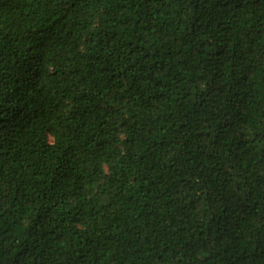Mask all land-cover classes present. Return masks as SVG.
<instances>
[{"label":"trees","instance_id":"1","mask_svg":"<svg viewBox=\"0 0 264 264\" xmlns=\"http://www.w3.org/2000/svg\"><path fill=\"white\" fill-rule=\"evenodd\" d=\"M0 264H264V0H0Z\"/></svg>","mask_w":264,"mask_h":264}]
</instances>
